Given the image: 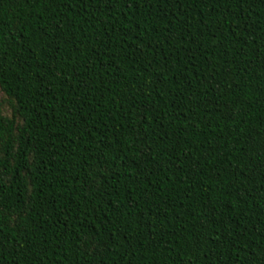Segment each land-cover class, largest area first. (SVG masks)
<instances>
[{
	"label": "trees",
	"instance_id": "16d2710c",
	"mask_svg": "<svg viewBox=\"0 0 264 264\" xmlns=\"http://www.w3.org/2000/svg\"><path fill=\"white\" fill-rule=\"evenodd\" d=\"M0 264H264V0H0Z\"/></svg>",
	"mask_w": 264,
	"mask_h": 264
},
{
	"label": "rangeland",
	"instance_id": "374dc122",
	"mask_svg": "<svg viewBox=\"0 0 264 264\" xmlns=\"http://www.w3.org/2000/svg\"><path fill=\"white\" fill-rule=\"evenodd\" d=\"M1 96V95H0Z\"/></svg>",
	"mask_w": 264,
	"mask_h": 264
}]
</instances>
